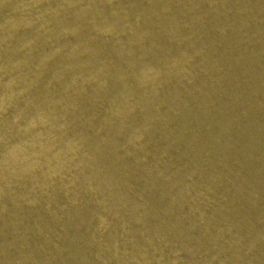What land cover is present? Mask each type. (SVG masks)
Segmentation results:
<instances>
[{
  "label": "bare ground",
  "instance_id": "1",
  "mask_svg": "<svg viewBox=\"0 0 264 264\" xmlns=\"http://www.w3.org/2000/svg\"><path fill=\"white\" fill-rule=\"evenodd\" d=\"M0 264H264V0H2Z\"/></svg>",
  "mask_w": 264,
  "mask_h": 264
},
{
  "label": "clouds",
  "instance_id": "2",
  "mask_svg": "<svg viewBox=\"0 0 264 264\" xmlns=\"http://www.w3.org/2000/svg\"><path fill=\"white\" fill-rule=\"evenodd\" d=\"M0 2H2V0H0Z\"/></svg>",
  "mask_w": 264,
  "mask_h": 264
}]
</instances>
